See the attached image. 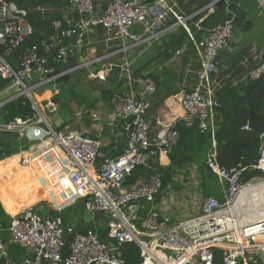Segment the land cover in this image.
Returning a JSON list of instances; mask_svg holds the SVG:
<instances>
[{
	"label": "built area",
	"instance_id": "obj_1",
	"mask_svg": "<svg viewBox=\"0 0 264 264\" xmlns=\"http://www.w3.org/2000/svg\"><path fill=\"white\" fill-rule=\"evenodd\" d=\"M167 2L169 0H67L73 14L52 20L53 33L27 47L14 67L6 58L24 42L32 29L26 9L18 7L14 0H0V78L9 81L3 91L16 88L0 107L25 95L32 100L36 111L32 118L0 122V131L22 136L25 131L33 130L35 139L57 147L59 154L62 153V169L76 198L84 200V210H100L107 217L103 240L96 228L76 231L72 225L64 224L59 216L38 213L35 208L21 211L11 219L9 243L23 248L26 254L19 262L12 260L8 257V242L0 237V258L4 257V264H126L121 254V247L126 242L138 246L139 264H212L214 249L220 250L222 264H251L257 258L258 250L264 248V220L254 222L255 215H248L251 206L264 207L261 201L264 190L257 191L261 178L242 179L249 167L262 170L264 174V151L251 165L240 161L227 167L216 159L214 115L220 104L214 98L215 89L210 77L218 69V53L227 47L232 36V23L228 20L218 23L202 38L195 39L188 23L194 15L179 14L174 4L167 5ZM169 14L186 31L199 57L195 82L190 91L179 98L182 114L178 118L165 121L157 118V128L153 129L147 119L151 108L148 96L155 91L156 83L145 78L141 92L135 93L128 64L122 63L121 75L129 92L114 95L112 108L107 113L109 119L119 121L125 135V146L119 155L103 157L98 141L83 138L79 129L56 130L46 123L38 112L32 91L43 85H57L55 79L62 73L54 74L58 66L53 62H64L80 52L86 36L96 28L104 30L105 45L110 40L138 43L157 39V31ZM136 24L141 25L143 33L133 30ZM193 26L202 29L199 21ZM100 58L67 69L71 73ZM109 68L110 65L95 77L103 81L104 72ZM263 75L264 55L248 71L247 78L256 80ZM45 107L49 114L57 110L50 100ZM179 123L186 128L195 127L209 137L205 165L225 187L222 199L204 197L198 214L172 220L158 216L151 207L162 189V174L158 168L151 167L142 182L130 186L125 182L138 166L145 164L151 147L170 152L177 146ZM242 128L249 129V122ZM246 191L249 197L245 207L239 209L238 202ZM141 202L149 205L144 215V228L137 225Z\"/></svg>",
	"mask_w": 264,
	"mask_h": 264
},
{
	"label": "crops",
	"instance_id": "obj_2",
	"mask_svg": "<svg viewBox=\"0 0 264 264\" xmlns=\"http://www.w3.org/2000/svg\"><path fill=\"white\" fill-rule=\"evenodd\" d=\"M247 1L250 4L244 21H248L250 26L246 30L242 28L241 38L231 36L227 47L218 53V69L210 77L215 90L220 89L224 84L234 87L239 85L241 81L247 78L248 71L257 65L264 55V0ZM201 2L206 4L208 0H169L166 4H174L175 10L179 14L194 15L188 20L191 26L196 21L201 23L217 9L214 5L206 7L205 4L201 8H197ZM222 13L225 21L226 12L222 11ZM72 14L68 5L62 11V15ZM218 22L208 23L204 27L201 25L204 31L202 37ZM180 27L169 14L157 31L159 33L157 39L144 40L138 43H132L129 40H110L108 45H105L104 42L106 38L104 30L102 29L103 33H101L99 28H96L86 36L79 59L82 63L102 57L88 64L89 70L92 71V78L95 79H97L95 73L104 71L109 65L127 63L134 79L132 89L135 93L141 92L145 78L153 79L156 83V89L148 96L151 108L147 114V119L151 127L156 129L157 118L165 121L178 118L182 114L179 98L182 94L190 91L199 68L197 52L195 57L188 52V45L192 42L185 36L181 37ZM133 30L143 33L139 24H136ZM96 44H99L100 48H96ZM122 47H126L125 50H122ZM166 47L167 49L164 50ZM71 76L72 72L69 79L72 78ZM61 83L63 82L33 89L32 98L37 103L38 112L42 116L44 115L39 102H47L51 99L53 101L57 98L58 101H56L55 106L57 109L60 108L57 105L60 100L56 95ZM102 83L103 81H100V84ZM113 85L116 86L117 83H112L110 87ZM15 90L16 88H10L1 92L0 103L11 97ZM116 91L118 95L122 96L128 94L129 89L123 83L117 86ZM86 98L88 103L91 100L99 99V90L91 91L90 97ZM69 102L73 105L68 106ZM69 102L63 109L68 110L70 119L67 123H63L65 126L62 129L75 127L82 132L87 131L96 136L103 157H115L123 151L125 135L120 123L118 120L107 117V113L112 108L111 100L108 102L98 100L90 109H84L85 105L78 106L75 100ZM53 113L49 114V119L44 116L50 127L53 126L51 119ZM92 115L96 116L93 117ZM87 122H90L89 126H86ZM22 136L32 137V130L25 131V135ZM176 147L177 151L187 157L189 156V159L182 167H173L174 172L168 178L167 184L162 187L151 204L158 216H167L172 220L184 219L198 214L201 210L202 199L206 196L222 199L225 187L224 183L210 173L205 165L207 151H205L204 141L196 135L190 134L181 140ZM60 154L54 145L45 143L43 140H35L26 151L19 150L0 160V203L5 213L13 217L14 215H10V210L15 208L18 202L37 203L32 208L44 204L52 210H61L75 203L77 198L74 193L71 192L72 195H68L64 192L65 187L63 185L69 183V180L62 169ZM168 154L169 152L151 147L146 156L145 164L137 169V179L133 184L144 181L151 167L166 168L170 165ZM21 156H26V165L20 163ZM260 178L264 180V177ZM257 191H262L261 187ZM248 197L246 191L238 202L239 209L245 207ZM148 208L149 205L146 202H141L138 206L137 225L139 227L144 228V215ZM254 208L256 209L255 206H251L248 212H253ZM104 218L107 217L104 215L101 220L95 223L100 225V221ZM0 237L9 242L8 228L0 227Z\"/></svg>",
	"mask_w": 264,
	"mask_h": 264
},
{
	"label": "trees",
	"instance_id": "obj_3",
	"mask_svg": "<svg viewBox=\"0 0 264 264\" xmlns=\"http://www.w3.org/2000/svg\"><path fill=\"white\" fill-rule=\"evenodd\" d=\"M14 2L18 7L27 10V21L32 29L31 34L24 42L6 58L10 64L16 67L27 47L40 42L53 33L51 22L62 16V11L65 10L67 6V0H14ZM204 4L205 3L202 2L199 3L197 8H201ZM39 7L43 10L38 9ZM222 14V9L217 8L214 13L201 21V25L204 27L208 23H216L218 21H220L218 23H222L224 21ZM249 26L250 23L248 21H244L242 24L244 30L249 28ZM179 30L181 32V37L185 36L188 38L186 31L182 27H180ZM99 31L103 33L102 28H99ZM191 32L195 39H200L204 31L203 29L197 30L191 25ZM166 49L167 47L164 50ZM81 52L68 57L65 61L66 67L69 68L79 65L81 63V59H79ZM188 52H190L193 57L196 56L193 43L188 45ZM52 64L58 66L59 62H53ZM79 71L80 69H77L73 71L72 74H76ZM124 81L125 79L123 78L120 83L110 88H104L103 85L100 84L98 88L100 98L93 101L91 100L92 102L89 101L88 103L86 96H84L81 91L76 90L69 79L60 84L61 87L56 95L60 100L57 105L63 108L69 101L75 100L78 106L85 105L84 109H90L98 100L104 102L110 101L111 98L117 94V86L123 84ZM8 84L9 81L0 78V92L3 91ZM214 98L220 104V107L216 109L214 115L217 143L216 159L218 163L227 167L236 165L240 161H248L250 165L256 163L260 159L262 151H264V133L259 134L250 128L243 129L242 127L250 122L251 115H253V121L255 123L264 121V75L256 80L246 78L235 87L224 84L220 89L214 91ZM35 115L36 111L33 108L32 100L25 95L17 96L0 107V122H8L15 118H32ZM89 124L90 122H87L86 126H89ZM64 126L65 125H62L56 130H61ZM177 128L180 131L179 142L190 134L196 135L204 141L206 147L205 151L209 150V137L206 134L200 133L195 127L186 128L182 125H178ZM35 137L36 132L33 130L32 137L30 138L28 136L20 137L16 132H0V160L19 150L26 151L30 145L37 140ZM179 142L177 145H179ZM181 154L182 153L177 151V147L175 146L168 154L170 165L166 168L157 167L162 174V187L167 184L168 178L172 172H174L173 167H182L189 159V156L187 157L183 154L181 156ZM138 167L127 178L125 182L126 185L133 184L136 181ZM253 177H264V174L259 169L249 167L244 172L242 179L248 180ZM35 210L38 213L41 212L59 216L64 224L72 225L76 231L83 232L87 228H96L99 237L103 240L105 239L107 220L104 218V220L100 221V225H98V223H84L82 220L84 200L82 198L77 199L73 205H69L61 210H52L47 206L43 211L37 208H35ZM11 219L12 217L4 212L0 203V227L9 228ZM7 250L8 257L16 262H19L26 254L23 248L9 242ZM121 254L126 264H139L140 262L139 248L133 242L124 243L121 247ZM212 264H222L219 249H214ZM251 264L262 263L256 258Z\"/></svg>",
	"mask_w": 264,
	"mask_h": 264
},
{
	"label": "water",
	"instance_id": "obj_4",
	"mask_svg": "<svg viewBox=\"0 0 264 264\" xmlns=\"http://www.w3.org/2000/svg\"><path fill=\"white\" fill-rule=\"evenodd\" d=\"M6 1L9 2L12 0ZM249 4L250 3L247 0H208L205 5L206 7H208V5H214L215 7L220 8L222 9V11L226 12L225 20L230 21L233 26L232 36L236 38H241L243 32L242 24L246 16V11L249 7ZM58 73L62 74L55 79V84L65 82L70 78V71L67 69L65 62L59 63L57 69L54 71V74ZM121 80V66L119 64H111L110 68L104 72V80L102 85L104 88H109L112 83L118 84L121 82ZM56 101H58L57 98L53 99V102L56 103ZM51 119L53 121V126L51 128L58 129L63 125V123H67L69 121L70 114L68 110L59 108L52 114ZM249 127L257 133L262 134L264 132V121H261L260 123H255L253 121V115H251ZM82 137L93 141L98 140L96 136L87 131L82 132ZM243 163L244 165H250L248 161H244ZM103 216V212L100 210L94 212L84 210L82 212V220L86 224L95 223L101 220ZM257 259H259L261 263L264 264V248L258 250ZM4 260V257L0 258V264H4Z\"/></svg>",
	"mask_w": 264,
	"mask_h": 264
},
{
	"label": "rangeland",
	"instance_id": "obj_5",
	"mask_svg": "<svg viewBox=\"0 0 264 264\" xmlns=\"http://www.w3.org/2000/svg\"><path fill=\"white\" fill-rule=\"evenodd\" d=\"M95 47L100 48L99 44H96ZM88 66H89L88 64L82 65L79 68L80 71L76 74H72V76H71L72 78L70 79V82L74 85L75 89L81 91V93L84 94L86 97H90L91 91L98 89L99 85H100L99 79H95L94 77L92 78V75H91L92 71L89 70L90 66H89V68H88ZM50 101L52 102V99ZM46 103H47L46 101L45 102H39V104L41 105L43 115L49 119L50 115L47 112V109L45 107ZM71 105H73V104H70V102H69L68 106H71ZM167 187H168V185H167ZM36 205H37V203H36ZM46 206L47 205L40 204L36 208L43 211L44 209H46ZM47 207H49V206H47ZM50 209H52V208H50Z\"/></svg>",
	"mask_w": 264,
	"mask_h": 264
},
{
	"label": "bare ground",
	"instance_id": "obj_6",
	"mask_svg": "<svg viewBox=\"0 0 264 264\" xmlns=\"http://www.w3.org/2000/svg\"><path fill=\"white\" fill-rule=\"evenodd\" d=\"M20 163L22 165H26L27 164L26 156H21ZM257 185H259L261 187V189L264 190V180H261L260 182H258ZM63 187H65L64 192L66 194L72 195L70 183H67L65 186L63 185ZM261 201H262V203H264L263 199ZM35 206H36V203L28 204L26 202H22V203L18 202L17 206L10 210V215H15L18 212H20L21 210L28 211L29 209H31L32 207H35ZM248 215H252V216L255 215L254 222L263 221L264 220V207L256 208V209L254 208L253 212H248Z\"/></svg>",
	"mask_w": 264,
	"mask_h": 264
}]
</instances>
